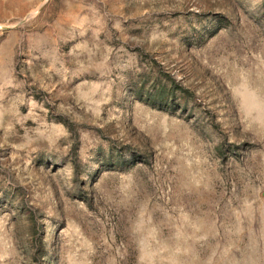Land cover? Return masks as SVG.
<instances>
[{"label":"rangeland","instance_id":"rangeland-1","mask_svg":"<svg viewBox=\"0 0 264 264\" xmlns=\"http://www.w3.org/2000/svg\"><path fill=\"white\" fill-rule=\"evenodd\" d=\"M0 264H264V0H0Z\"/></svg>","mask_w":264,"mask_h":264}]
</instances>
